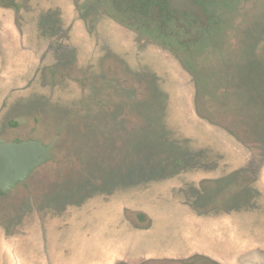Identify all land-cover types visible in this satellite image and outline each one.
<instances>
[{
	"label": "rangeland",
	"instance_id": "1",
	"mask_svg": "<svg viewBox=\"0 0 264 264\" xmlns=\"http://www.w3.org/2000/svg\"><path fill=\"white\" fill-rule=\"evenodd\" d=\"M10 4L0 0V140L45 143L54 135L50 122L63 125L67 141L53 148L61 165H43L14 192L0 194V264H14L19 249L24 264H42L43 253L50 264H122L118 257L130 264L138 259L129 252L132 244L158 245L154 264H171L167 258L174 257L185 264H264L263 238L255 243L242 236H264V196L243 186L250 168L264 169V32L239 31L245 60L230 67L236 80H137L130 74L151 73L156 63L108 35L112 26L98 2L74 30L66 0ZM50 25L53 32L46 31ZM14 27L28 39L30 54L20 61ZM21 115L30 127L12 122ZM248 148L253 156L243 158L244 169ZM187 200L195 207L182 206ZM134 211L152 222L142 227L141 213V226L131 225ZM110 217L124 227L108 231ZM102 238L115 240L99 251Z\"/></svg>",
	"mask_w": 264,
	"mask_h": 264
},
{
	"label": "trees",
	"instance_id": "2",
	"mask_svg": "<svg viewBox=\"0 0 264 264\" xmlns=\"http://www.w3.org/2000/svg\"><path fill=\"white\" fill-rule=\"evenodd\" d=\"M115 1L120 3L117 0H110V1L66 0V6L64 8L66 13H68L70 25L71 28L73 29L74 26L76 28V26L78 25L80 27L81 25H84V23H81L80 21L84 20L87 16H90L89 13L91 12V9L98 2L99 10L103 14L102 19L108 18L106 22L108 23V26L109 25L112 26L111 30L107 31L108 35H111L115 39L118 38L123 40V42H125L126 45H123L122 43L121 44L124 47L126 46V49H134L133 51H136L137 54L150 56L155 61L156 65L155 68L151 71V73H149L146 70L144 72L141 69V71H136L137 73H139L138 75L137 73L130 74V77L132 76L137 80L140 76L151 77V78L154 77L156 79H165V80H182V84L185 83L187 84L189 80H236L235 72H234L235 70L234 68L230 69V67L232 66L233 63H239L245 60L242 56L244 52H240L238 50V43H236L237 36L239 39V33H240L239 31L241 29H246V28H249L250 30H255L257 27V30L261 29L260 33L264 32V4H262L261 6L260 5L257 6L255 9L252 8L258 2L264 3V0H197L200 4H202L204 10L206 11L207 15L210 18L209 27L204 29L205 31H209L210 34L202 32L200 36V40L197 43H187L185 45L182 44V41L178 39L176 31H168V30L165 31L164 28H162V26L159 23H157L154 19L153 20L147 18L144 19V16L142 14L138 16L135 15L131 16L130 14L124 15L119 9L120 5L118 4L119 5L118 6L117 4L116 5L114 4ZM138 6H140V4L136 5L135 7L138 8ZM22 10L23 8L19 9V11ZM255 10L256 12H260V13L256 14V12H254ZM18 19L20 20V18ZM151 20L154 21L156 25H158V27H156L155 30L151 29L152 26ZM146 23H149L150 27L149 25H145L146 27H144L143 25ZM52 28H53L52 25H50L49 28H46V31L53 32L54 30ZM19 29L20 28L16 27L13 30L12 41L14 45H17L16 48H19L18 49L19 54L17 52V60L20 61L21 60L20 55L30 54V51L28 52L29 50L28 39L27 41L25 40L26 38H24V35L21 34ZM140 35L150 38L149 41L148 42H146V40L143 41ZM224 41H226L225 46L223 45ZM236 45L237 47L235 49ZM224 48H226L225 52H227V54L223 53ZM248 57L249 55L247 56L246 60L248 59ZM138 66L139 68H141L140 65ZM48 74H50L49 71ZM81 78L82 80H86L84 77ZM73 80L77 81L79 80V78L73 77ZM80 85L81 87L84 86V84H80ZM53 86L55 85H52V87ZM144 92H146V94L148 95L149 89L148 88L144 89ZM111 101L112 104L116 103L113 100ZM178 104H183V101L179 100ZM186 106L189 109L191 108V104H187ZM198 118L200 117L198 116ZM219 122H221V120L218 118V122L215 124L217 125ZM47 125L49 130L54 131L53 137L54 136L58 137L54 146L56 145L58 146V144L65 143L67 141V137L65 135L66 131L65 128H63V125L59 126L57 124L50 122H48ZM58 127L59 129H57ZM226 135L228 136V133ZM53 137L50 136L49 140L43 143L47 144ZM202 141H204V139ZM52 156H53V161L50 162V164L57 167L63 163V158L60 159L57 156L54 157L53 153ZM245 156L252 157L253 149L251 150L250 148H248V150L242 157L240 165H242L243 168L249 166V163L243 159ZM71 157L72 156L68 154L66 155L65 158L70 159ZM173 157L175 163L174 167L177 168L180 167L179 165L176 164L177 156L173 155ZM68 162L71 166H73L72 165L73 160H69ZM247 169H249V167ZM253 169L254 168H250L249 172H247L248 177L246 180H244L243 186L245 188L254 186L257 188L256 191L257 195L264 196V185H263L264 179H262L261 177L263 171H261L260 169L255 171ZM113 187L116 188L115 185H113ZM182 187L184 186L179 185L178 189ZM117 188H118L117 192L120 191L119 187ZM181 204L184 207L185 205H190L191 207H195L193 202H190L188 200L182 201ZM196 213L199 216L204 215V213L201 211L200 212L197 211ZM140 214L142 215V219H141L142 222L138 220ZM130 219L132 220L131 225H133L135 222L138 226H141L142 224V227H146L148 226V224L152 222V219L151 217H149V215L147 216V214L140 211H134V219H132L131 216ZM121 221H123V218L121 219ZM139 222H141V224ZM226 222H230V221L227 220ZM103 223L104 221L100 222L99 225L102 227ZM126 223L127 221L124 222V225ZM113 224H117L118 227L119 226L124 227L122 222H113L112 218L110 217L108 225L106 227L108 231L111 229L114 230V228H112ZM230 226L231 225L225 224V227H230ZM232 226L237 227L236 224ZM187 232L188 231H185L186 235ZM244 235L246 239L249 238L256 239L255 243L259 242V240L263 238L261 240L262 243H264V236L255 237L254 235L249 236L247 233L245 234L243 233L242 236L244 237ZM114 240L115 239L104 240L102 238L101 242L98 244L99 251L101 250L103 251L105 247L110 246L111 241L114 242ZM85 241L89 242V238H87ZM244 242L248 243L247 241ZM104 243L107 244V246H104ZM89 244L82 245V250L84 251L86 248H88ZM123 247L126 249L124 245ZM157 247L158 245L145 244L143 246L142 244L140 245L132 244L130 245L131 250L129 249V252L137 255L138 259L134 260L133 262L127 260V262L130 264H143L142 260H146L144 258L147 256L152 259L151 260L152 264H154L153 262L159 263L160 255H157V252H159ZM114 251L115 253L118 254H121L123 252L121 250H116V249ZM16 252L18 258L17 260H13L15 261L14 264H24L25 259L19 257L22 251L19 249L16 250ZM118 258L119 259L116 258L117 260L116 263L118 262L122 264L126 263L125 260H121V257ZM186 260L187 259L175 258V257L167 258V261L171 262V264L173 263L185 264ZM112 261L115 262L114 260ZM199 261L208 262L209 260L200 259ZM211 263L216 264L213 262ZM42 264H44V261Z\"/></svg>",
	"mask_w": 264,
	"mask_h": 264
},
{
	"label": "water",
	"instance_id": "3",
	"mask_svg": "<svg viewBox=\"0 0 264 264\" xmlns=\"http://www.w3.org/2000/svg\"><path fill=\"white\" fill-rule=\"evenodd\" d=\"M15 6V0H11L10 7ZM170 9L175 10L177 13L184 12L194 15L199 19L200 24L207 26V17L202 8L191 0H171ZM156 12L157 9L155 8V15H157ZM177 27L184 28V25L178 22ZM188 33L189 31H186V34ZM194 40L195 36H191L189 39V41ZM106 103L105 101L102 102V104ZM25 122L23 117L15 119V123L19 126ZM57 138L55 136L47 144L39 140L20 142L0 140V193L7 194L14 191L19 184H24L36 169L52 162V152ZM29 196L32 199V195L29 194ZM43 248L45 250V242Z\"/></svg>",
	"mask_w": 264,
	"mask_h": 264
},
{
	"label": "flooded vegetation",
	"instance_id": "4",
	"mask_svg": "<svg viewBox=\"0 0 264 264\" xmlns=\"http://www.w3.org/2000/svg\"><path fill=\"white\" fill-rule=\"evenodd\" d=\"M121 1L122 3H120L119 9L124 15L130 14L131 16H134V15L138 16L142 14L144 16V19L145 18L152 19V20L154 19L157 23H159L162 26V28H164L165 31L166 30L169 31L172 27L173 29H175L174 31H176L177 34L181 33L184 36H186V39L181 40L182 44L184 45L187 43H197L200 40V36L202 33L198 32L196 29L200 27L204 30L208 28L210 25L209 16L204 10L202 4H200L197 0H191V1L202 8L205 16L207 17V26L200 24L199 19L194 15H190L189 13H184V12L177 13L175 10H171L170 9L171 0H157L156 2H154L153 0H121ZM124 1L125 3L123 4ZM138 4H140V6L136 8L135 6ZM155 8L157 9V12H156L157 15L154 14ZM178 22L182 23L184 25V28H178L177 27ZM186 31H189V33L186 34ZM191 36H195L194 41H189ZM18 117L25 118L26 122L21 126L15 123V119ZM16 118L12 122L15 123L17 127H20V128L30 127L31 123L26 115L17 116ZM34 121L38 123V118L37 117L34 118ZM6 142H12V141H6Z\"/></svg>",
	"mask_w": 264,
	"mask_h": 264
},
{
	"label": "crops",
	"instance_id": "5",
	"mask_svg": "<svg viewBox=\"0 0 264 264\" xmlns=\"http://www.w3.org/2000/svg\"><path fill=\"white\" fill-rule=\"evenodd\" d=\"M0 10H2V7L0 6ZM1 12V11H0ZM1 14V13H0ZM10 29V31H11V29H12V27L11 28H9ZM16 59H17V57H16ZM261 171H263L262 172V175H261V177H262V179H264V169L263 170H261ZM43 238L44 237H42V241H39L40 243H42V244H44V242H45V246L47 245V243H46V241H43ZM44 249V248H43ZM46 250V249H45ZM46 252V251H45ZM18 256V255H17ZM17 258L18 257H16L15 258V260H17ZM43 261H44V264H50V261H49V258H48V255H47V253H43Z\"/></svg>",
	"mask_w": 264,
	"mask_h": 264
}]
</instances>
